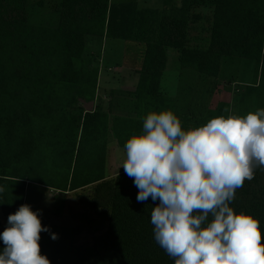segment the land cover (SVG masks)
Returning <instances> with one entry per match:
<instances>
[{"label": "trees", "instance_id": "trees-1", "mask_svg": "<svg viewBox=\"0 0 264 264\" xmlns=\"http://www.w3.org/2000/svg\"><path fill=\"white\" fill-rule=\"evenodd\" d=\"M164 5L158 10L134 1L60 0L56 25H46L28 21L29 0H0V210L9 216L24 204L27 182L62 192L95 185L90 208L109 210L104 232L92 246L73 248L72 259L57 257L65 250L61 246L39 242L51 264H174L154 239L150 214L158 201L137 202L138 189L124 171L113 180L105 177L111 131L123 147L141 131L142 117L162 105L175 110L185 128L210 119L182 97V78L177 97L161 92L170 49L182 69L203 77H218L226 57L259 62V82L244 85L239 115L264 108V0H164ZM201 8L211 10V17L197 44L191 31L203 20ZM105 38L147 46L133 92L138 117L133 120L110 121L109 112L84 108L96 98ZM230 206L259 220L264 242V169H256Z\"/></svg>", "mask_w": 264, "mask_h": 264}, {"label": "clouds", "instance_id": "clouds-1", "mask_svg": "<svg viewBox=\"0 0 264 264\" xmlns=\"http://www.w3.org/2000/svg\"><path fill=\"white\" fill-rule=\"evenodd\" d=\"M121 167L137 202L158 201L154 239L174 264H264L259 220L230 206L264 169V108L187 128L171 109L149 111L124 143ZM49 231L38 211L20 205L0 233V264H51L39 243Z\"/></svg>", "mask_w": 264, "mask_h": 264}, {"label": "rangeland", "instance_id": "rangeland-1", "mask_svg": "<svg viewBox=\"0 0 264 264\" xmlns=\"http://www.w3.org/2000/svg\"><path fill=\"white\" fill-rule=\"evenodd\" d=\"M60 0H29L28 21L33 24L56 25L57 18L54 9ZM132 0H111V2H124ZM137 1L141 8H153L162 10L163 0H133ZM202 21L194 25L191 31L197 42L200 44L201 38L207 34L202 28H208L210 25L211 10L201 8ZM202 32V37L199 35ZM93 43V42H92ZM124 44H133L121 40L109 39L101 48V56L113 62L122 60V57L133 59L137 57L136 51L129 48V51L123 50ZM203 45L204 42H203ZM94 50L99 45H91ZM124 52V53H123ZM136 55V56H135ZM176 62V65L174 64ZM101 65V57H100ZM168 73L164 86L170 87L174 82L173 71L176 68L182 69L175 50L168 51ZM261 64L256 61L240 59L236 57H226L221 62V70L218 77H203L193 72L191 69L183 68L182 74V97H187L192 110L197 114L203 113L208 118L220 115H239L241 106L239 103L240 95L245 84H257L260 77ZM168 89V90H169ZM169 96L174 90H169ZM179 90L175 95L169 98L177 97ZM96 96L98 97L97 108L104 112H109L110 121L113 118H132L133 102L130 94L124 89H115L114 94L111 89L98 87ZM170 103H172L170 101ZM169 105V103L167 102ZM94 103L84 105V108L94 109ZM140 107H144L140 103ZM160 110L169 109L166 105L159 106ZM226 109L228 111H226ZM143 110V109H141ZM175 112V110H173ZM132 115H131V114ZM248 113V112H247ZM244 113L243 115H246ZM136 116V115H135ZM138 118V117H133ZM105 177L107 180H113L120 172L124 171L121 166L123 159V147L119 145L114 131H111L108 143ZM95 185L81 188L75 191L62 192L50 187L27 182L24 204L31 206L33 211H38L42 224L49 228V232L41 233L39 242L52 245H59L64 248V252L57 255L58 258L72 259L73 248L78 246H92L95 239L104 232L109 210L100 213L92 211L89 205L93 197ZM2 211V210H1ZM8 226V216L3 212L0 214V233ZM51 233H56L58 238L53 240ZM50 254V250H46Z\"/></svg>", "mask_w": 264, "mask_h": 264}, {"label": "crops", "instance_id": "crops-1", "mask_svg": "<svg viewBox=\"0 0 264 264\" xmlns=\"http://www.w3.org/2000/svg\"><path fill=\"white\" fill-rule=\"evenodd\" d=\"M124 2H129V1H124ZM134 2H137V1H134ZM116 3H121V2H116ZM175 4L179 6L180 1H176ZM138 6H139V4H138ZM139 8H141V7L139 6ZM164 8H165V5H164V0H163V8L162 9H164ZM142 9H145V8H142ZM151 9H153V8H151ZM109 39H111V38H105L102 41V47H104V44ZM113 40H116V39H113ZM124 42H131V41H124ZM131 43H133V44H124L123 43V50L125 52V51H129V48H133V50L136 51V55H137L136 58L133 57V59H130L128 57V58L124 59V57H122V60H120L118 63V62L110 61L109 59L103 58L101 56V65L99 66V75H98V87H102L104 89H106V88L111 89L112 94H114L115 89L127 90L130 94L129 98H131V101L133 102V108H132L133 116H132V118H130L131 120H133V117H135V115H136V112H135L136 101H135V97L133 95V92L136 91L138 83H139V77H140L139 71L142 68V64H143V60H144V57L146 54L147 46L145 43H139V42H131ZM167 57H168V54H167ZM178 58H179V56L177 53V60L179 62ZM174 64L176 65V62H174ZM168 69H169V67H168V61H167V67H166V70L163 72L162 79H161V92L165 96L171 97V96L175 95L176 91L179 90L180 82H181L180 80L182 78L183 70L176 68V70L173 71V72H175L174 73V82H173V85L169 89V87H166L163 84L168 73H170L168 71ZM168 89L174 90L175 92L169 96V93H171V91H169ZM97 102H98V97L96 96L94 109H96L98 106ZM1 213H2V211L0 210V214Z\"/></svg>", "mask_w": 264, "mask_h": 264}]
</instances>
